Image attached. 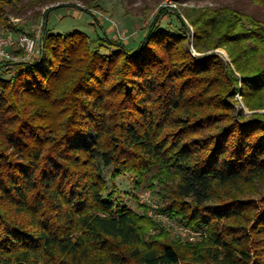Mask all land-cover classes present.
Instances as JSON below:
<instances>
[{
	"label": "trees",
	"instance_id": "16d2710c",
	"mask_svg": "<svg viewBox=\"0 0 264 264\" xmlns=\"http://www.w3.org/2000/svg\"><path fill=\"white\" fill-rule=\"evenodd\" d=\"M41 1L0 0V30ZM186 14L193 47H224L228 62L157 22L135 51L44 30L34 57L0 61L12 68L0 73V264H264V114L234 99L264 108V19ZM109 165L112 179L156 180L160 211L205 236L149 233L146 211L112 199Z\"/></svg>",
	"mask_w": 264,
	"mask_h": 264
},
{
	"label": "rangeland",
	"instance_id": "374dc122",
	"mask_svg": "<svg viewBox=\"0 0 264 264\" xmlns=\"http://www.w3.org/2000/svg\"><path fill=\"white\" fill-rule=\"evenodd\" d=\"M225 6L253 13L264 19L260 6L255 5L251 0H71L70 2L43 0L40 3L27 5L19 13H9L7 26L0 32L11 31L16 34L28 33L31 35L40 33L37 47V51H39L44 30L63 33L77 29L88 35L91 46L98 44L100 52L107 53L114 48L111 45L113 43L115 45L121 43L130 51H135L139 40L157 22L159 30L184 35L189 51L193 55L201 56L214 52L228 62L229 56L224 47L201 52L193 47L194 26L186 16V12L191 9L202 12L205 8ZM49 7L53 8L44 16L43 11ZM6 62L3 61V63ZM5 66H2L0 73L7 77L12 68H4ZM234 99L235 107H241L246 114L252 111L264 114V108L249 110L245 107L239 91L235 92ZM111 169V165L102 167V174L106 179L108 190H111L112 184L117 188V191L112 194V199L114 202L126 204L139 213L143 214L146 211V215L151 218L153 221L151 223L154 225L148 227L149 233L155 234L162 227L166 230L169 240L179 241L180 244L193 243L205 236L203 229L185 226L175 217L160 211L167 199L165 191L161 189V185L156 180L151 182L149 179H144L141 183H137L136 178L127 172L112 179ZM250 194L253 197L258 195L257 192Z\"/></svg>",
	"mask_w": 264,
	"mask_h": 264
},
{
	"label": "built area",
	"instance_id": "2783aa9c",
	"mask_svg": "<svg viewBox=\"0 0 264 264\" xmlns=\"http://www.w3.org/2000/svg\"><path fill=\"white\" fill-rule=\"evenodd\" d=\"M39 36L40 33L31 35L11 31L0 32V61L31 59L37 53ZM18 50L20 53H15Z\"/></svg>",
	"mask_w": 264,
	"mask_h": 264
}]
</instances>
